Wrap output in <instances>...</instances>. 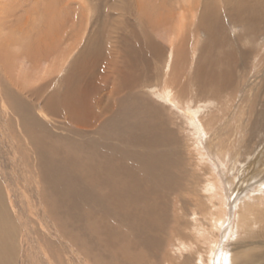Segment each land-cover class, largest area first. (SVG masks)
<instances>
[{"label":"rangeland","instance_id":"obj_1","mask_svg":"<svg viewBox=\"0 0 264 264\" xmlns=\"http://www.w3.org/2000/svg\"><path fill=\"white\" fill-rule=\"evenodd\" d=\"M142 1L145 6L144 12L147 11L149 21L155 23L149 24L146 15L145 18H141L144 22H139L138 17L140 18V16L135 10V0H75L73 4L69 5H67V0H0V47L2 51L0 52V63L5 68L2 71L0 67V87L13 88L15 91L17 83L20 87L25 88L24 102L31 103L35 98H30L28 95L25 97V94L31 90H37L41 83L54 81V85H58L63 90L66 85L65 77L73 68L72 65L77 62L78 92L82 94L85 87H95L94 92L90 93L89 102L85 100L84 103V98L80 100L82 104L93 105L109 94L111 84L117 85L115 77L110 75L105 82L107 73L110 74L115 68H111L109 65L113 37L125 31L131 35L130 37H133L131 33L139 35L141 31L147 30L151 44L160 53L156 57L149 56L151 60L149 72L152 73L149 75V72L144 73L148 76L143 74L145 76L143 79L146 81L143 86H161L165 64L172 59L168 62L170 67L171 64L173 66L169 70L171 72L168 71V80L172 81L174 96L172 100L177 104V109L180 112L184 111L180 104L184 101H189L191 106L201 103L208 104L205 102L211 100L218 102L214 103L216 106L213 105L215 109L213 106L205 108V112L202 114L204 117H201L204 128H207V135L205 137V134H202L201 137L204 139L200 140L205 153H210L208 158H205V162L198 160L197 152L193 150L194 145L187 125L184 124L180 114L170 105L164 104L160 99L158 102V99L148 96L147 100H149L148 105L150 106H146L149 109L145 111V116L139 111L134 112L133 104L129 106L127 102H123L124 107L133 112L132 118L127 122L141 119L152 126L154 125L155 128L156 123L160 124L162 127L158 126V130L161 128V132L169 140L172 149V153L169 155L172 163L170 165L171 181L169 184L159 187L163 197H159L160 207L156 208L154 214L158 219L160 229L149 233L153 236L152 244L149 247L138 245V248L132 250V253H138V256L127 258L126 262L128 264H264V224L261 221L256 222V220L250 219L255 227H249L250 224L244 221L245 228L239 229L236 223V210L231 209L227 214V220L220 226V230L215 231L214 227L210 225L214 223L213 219L216 214L213 215L215 212L207 202L210 198L207 199L206 195L209 196V194L204 193L207 181L213 179L211 171L215 172L216 170L214 175H219L217 178L221 182L223 192L227 189L225 190L226 194L224 193L227 206L234 204L237 198L247 194L246 197L249 199L252 197L251 201L255 200L253 197H257L256 201L258 198L259 201H264L263 194L257 192V189L264 184V0H185V3L182 0H180L181 2L179 0ZM180 9L189 12L186 14L182 29L179 28L177 21ZM204 12H206V16L202 20V25L200 18L202 14L205 15ZM74 13L75 16H73ZM248 16L257 18V21L248 23L249 28L247 27ZM72 17L74 22L71 26ZM237 17L241 18V22H234L237 21L235 20ZM138 23L141 24V27ZM119 24L121 25L119 26ZM234 27L236 28L234 29ZM172 29L178 39H174L175 43L171 49L165 34L172 33ZM75 32L79 33L78 44L73 54L71 53L66 60L64 55L68 52L72 41L75 40ZM131 40V43L135 42L134 39ZM55 41L53 47L52 43ZM19 59H22L30 69L28 74L16 72ZM40 60L48 66H51L53 61L59 62L62 72L58 73L60 75H55L58 71L56 68L52 73L53 76L46 78L42 76L39 79L34 73H37V65L41 63ZM95 62L96 66L92 67L91 65ZM93 68L96 69V72ZM103 78L104 81L101 80ZM199 78L206 81L207 86L205 87L208 93L211 90L212 93L208 94L207 91H204L202 94L197 89L200 84ZM8 79L12 80L15 86L13 84L11 86ZM34 81L36 83H33ZM218 89H222V91H218ZM49 92H51V87L44 89L43 96L40 95L39 100L46 99ZM213 93L218 95L217 100L211 99ZM192 94L193 96H191ZM176 99H182L183 102H179V100L177 102ZM4 102L0 101V162H3L1 167L5 168V173L8 176L11 174L14 176L18 190L14 201L18 205L11 207V197L9 196V199L6 196L3 182H0V197L9 212L12 211L9 218L16 219V222L18 221L22 225L25 222L18 220V215L20 217L25 213V206L30 203L32 196L28 185L22 181L24 178L21 175L18 176L16 167L23 165V169L30 170L33 163L28 158V154L26 155L28 153L26 147L15 128L16 118L12 113L11 115L6 113L9 104ZM35 104L33 105L34 116L39 114L40 106H42L38 101ZM122 109L125 111L124 108ZM151 109L154 110L153 113H151ZM208 109H210L209 113H207ZM212 109L214 110L211 111ZM216 109L217 111H215ZM43 111H45L44 107ZM99 111L100 109L96 108L92 112L93 116L81 115V117L83 116L81 121L67 120L62 116H57L56 113L47 114L48 120L43 122L48 132L37 136V138L38 141L44 142L47 158L51 156L49 159L51 161L50 170L54 171L55 166L60 165L63 172L75 176V169L84 168L92 163L88 157L91 150L95 151L101 147L105 148L106 152L109 149L108 153H112L111 148L107 147L109 145H116V149L122 150L123 146L118 144L115 137H112L113 130L107 124L106 117L98 116L100 115ZM121 121L118 118L119 126ZM250 127L255 129L254 136L251 135ZM154 130L156 129L152 131ZM255 137L256 139H254ZM11 144L13 149H16L21 164L20 160L18 162L11 160ZM120 153L121 151L118 154ZM222 153L224 162L220 160ZM127 161L129 165H132L128 159L122 162L125 164ZM2 176L0 174V181L3 180ZM165 187H170V190L164 192ZM60 193L61 191L52 186L48 195L54 204L57 200L59 206L64 203L62 209L67 212L69 209L71 210V200L58 199ZM143 195L147 200H151V196L148 197L147 192ZM83 205V209H87L86 204ZM76 206H80V204H76ZM30 208L32 215L31 218H27V225L32 231L33 246L26 251L24 259L18 260L16 264H50V262L52 264H96L93 258L99 260L98 258L101 257L99 253L101 246L92 245L89 247L90 250L87 248L88 252L86 253L82 247L79 245L76 247V244H73L74 242L67 239L66 236L59 238V240L61 239L60 243L57 240L58 236L56 239V236L51 237L47 233L46 227L51 228L55 223H52L46 210L43 213ZM261 210L260 212L264 213V210ZM207 218L212 219L213 222L212 220L208 221ZM46 220H48L47 223ZM71 221L66 227L68 232L71 230ZM55 227L59 231L61 230L60 227V229L56 225ZM49 231L52 230L49 229ZM223 233L227 235L224 236ZM214 234L217 239L213 236ZM207 236H211L215 243H211ZM78 238H81L83 243L86 242L84 238L79 236ZM48 243L54 244V248ZM208 244L210 248L209 246L207 248ZM84 246H87V243ZM93 247L95 249H91ZM241 252L240 260L233 262V257ZM30 261L32 262L29 263ZM103 263L115 264L107 256L104 257Z\"/></svg>","mask_w":264,"mask_h":264},{"label":"bare ground","instance_id":"obj_2","mask_svg":"<svg viewBox=\"0 0 264 264\" xmlns=\"http://www.w3.org/2000/svg\"><path fill=\"white\" fill-rule=\"evenodd\" d=\"M74 1L75 0H67L68 2L67 5L73 4ZM182 1H184L185 3V0ZM180 2L178 3L180 4ZM135 3H136L135 5L136 13L137 14L139 13L140 16V18L138 17V19H140L139 22L143 23L144 21L142 22L141 18L142 17L145 18V15L146 17H148L146 13L147 11L144 12L145 6L142 0H135ZM89 12H91V10H89ZM187 13L189 12L180 9L179 13L177 14V21L179 24V28H181L183 22H185ZM204 13L205 15L202 14L200 18L201 24H202V20L205 19L204 17L206 16V12ZM73 16H75V13ZM229 18L231 19V16H229ZM147 19L149 21V17ZM200 20L198 21L200 22ZM235 20H237L234 21L236 23L241 22L240 17L235 18ZM254 20L257 21V18L248 16V21H247L248 28H249L248 23L254 22ZM73 22L74 20L72 17L71 26ZM153 22L154 21L152 22L149 21V24ZM145 23L147 24V22ZM121 24H119V26ZM139 26L141 27V24ZM203 27L206 28L207 26L206 27L203 26ZM208 27L210 26L208 25ZM235 28L236 27H234V29ZM173 31L174 30L172 29L171 31L172 33L165 34L166 41L168 45H170L171 49L175 43L174 39L177 38L175 36V33H173ZM125 32H122L116 35L115 37H113L114 41L112 42L113 43L112 50H110L111 59L109 60L110 61L109 65L111 68L113 67L115 68L114 71H112L113 73L111 72L112 74L107 73V75L105 76V82L108 80L109 75L115 77V80H117V85L111 84V90L109 91V94H107L106 97L100 100L99 102H95L93 105H91L90 103L87 105L82 104V101L80 100L84 98L83 99L84 103L85 100L86 102L87 101L89 102L90 93L94 92L95 87L94 88L85 87V90L83 91L84 93L82 92V94L78 92L77 76H76V70L78 66L77 62H75L72 65L73 68L69 70V74L65 77L66 85L63 90L60 89L58 85H54L55 84L54 81L41 83L39 87L37 86L38 87L37 90H33V91L31 90V92L25 94L26 95L25 97L29 96L30 98L32 97L35 98V100H33L31 103L24 102L23 93L25 91V88L20 87L17 83L15 86L12 80L8 79L11 83V86L12 84L15 86L16 88L15 91L13 90V88L10 89L7 87H3V88L0 87V101L1 102L6 101V103L9 104V106L6 109V113L8 115H11L12 113V115H14V117L16 118V124L14 123L16 126L15 128L22 138V143L24 144V147H26L25 149L28 152V153L25 152L26 155L28 154L27 155L28 158H30L31 163H33V166L30 167V170L23 169L24 168L23 165L21 166L17 165L16 167L17 174H19L18 176L20 177L21 175L24 178L22 179V181L26 183V185H28L32 196L30 203L26 204L25 206L26 207L25 213L23 215L21 214L20 217L18 215V220H22L25 223L21 225L20 223H18V221L16 222V219L13 220L12 218L11 219L9 218L10 212L12 213V211L9 212L7 206H5L6 204L3 202V200L0 197V264H16L18 260L22 261V259H24L25 257L26 251H28V249H30L33 246L31 240L32 231H30V228L27 225L28 224L27 218L28 217L31 218L32 215L30 207L36 210V212H39L40 210L44 213V211L46 210L47 215L51 219L52 223L53 222L55 223L54 226H51V228L46 227L47 233L51 237L56 236L57 239L58 236L57 240H59V238L61 237L63 238L64 236H66L67 239L69 238L74 243L69 240L70 242L76 244V247L79 246L82 247L86 253L88 252L87 248L90 250L89 247L92 245L96 246L97 244L98 246H101V249L99 250L101 257L98 258L99 260L93 258V260L95 261L94 263L96 264H105L103 263V260L104 257L106 256L107 258L110 259L111 262L113 263L115 262V264H128L126 262L127 258H134L135 256H138V253H135L137 255L132 253L133 249L138 248L139 246L149 247L152 244L151 241L153 240L152 239L153 236L150 235L149 233L160 229L158 225V219L154 215L155 210H157L156 208L160 207L159 197L161 198L163 197L162 195L163 193L161 194L162 190H160L161 188L159 189V187L165 184H169L172 177L170 171L171 170L170 165H172V163L170 162V158H169V155L172 153V149L170 147L169 140L161 132V128L158 130V126L162 127L160 124L156 123L155 124L156 128H155L154 125L152 126L149 123H147L145 120H141V119L135 122H127L128 120H130V118H132L131 117V114H133L132 110L134 112L139 111L145 115V111L149 109L147 107L150 106L148 105L149 104V100H147V98H149L148 96H151L156 100L160 99L161 101L164 102V104L166 103L170 105L171 108H173L180 114L179 116L183 119L184 124L187 125V128L191 133L192 142L194 145V146L192 145L193 150L197 152L198 160L200 161L203 160L205 162V158H208V156L210 155V153L207 154L205 153L200 140L201 138L204 139L203 137H201L202 134H205V137L207 135L206 132L207 128L205 127L206 128L205 130L202 122V118L204 117V116L202 117V114L205 112V108L207 107L210 108L211 106L217 104L216 102L218 101L215 102L211 100L205 102V103L208 102V104L198 103L199 105L191 106V103L189 101L183 102L181 101L182 99H176L177 102L178 100L179 102H183L180 104L184 108V111L181 110L180 112L177 109L178 107L177 104H175L172 100V97H174L172 94L173 91L172 81L168 80V75H169L168 71L170 70V68L173 67L172 64L170 67L168 62H170L172 59L168 60L166 62L167 64H165L164 67L165 77L163 76L162 78V84L160 83L161 86L159 85L158 87L157 85L156 87H151V86L149 87V85H147L144 87L143 84L146 81L143 78H145V76H148L149 74L152 73L149 72L151 68L150 57L153 56L156 57L157 55H159L160 52L157 49H155L153 44H151L150 41L151 39L149 38V34L147 30L141 31V33L138 32L139 35L138 34L135 35L133 32L131 33L133 34V37H130L131 35ZM78 34H76L75 32L74 34L75 40L72 41L68 52L65 53L64 55L66 60L67 57L71 55V53L73 54V51L77 47L78 38H79ZM131 39L135 40V42H132L135 44L131 43L132 41ZM56 41L52 43L53 47L55 46ZM0 52H2L1 47H0ZM18 64L19 66L16 67L17 68L16 72L28 74L27 72L30 69L28 68V66H26V64L22 59H19ZM40 64L37 65L38 66L37 73H34L39 77V79H41L42 76L45 78L48 76H53L52 73L54 70H56V68L58 69V71L55 75L62 72V70H60L62 66L57 61H53L51 66L45 65L44 61H41ZM96 64L97 63L95 62L91 66L92 67L96 66ZM0 67L2 68V71L5 69L2 63H0ZM94 72H96V69L94 70ZM144 73H148V75H145ZM143 74L145 76H143ZM101 80L104 81V78ZM199 80H200V84L196 86L197 89L200 90L201 93L203 94L204 91H207L205 87L207 86L206 81L204 79L202 80L201 78H199ZM35 81L33 83H36ZM193 83L194 81L192 82V84ZM48 87L49 88L51 87V92H49V94L45 97L46 99H42V101H40L39 100L40 95H42L43 90L48 89ZM211 91L210 93H212ZM218 91H222V89H218ZM191 96H193V94ZM211 97H212L211 99L217 100L218 95L216 96L213 93ZM160 100L158 102H160ZM36 101L41 102L42 106H40L41 110L39 109V114L34 116L33 105L35 104ZM123 102H127V105L129 106H132L133 104L135 107L129 111L127 107H124ZM43 107L45 108V111H43ZM96 108L100 109L99 111L100 115L98 116L99 117L105 116L106 117L105 120H108L107 124H109L113 130L112 137H115L116 138L115 140L118 142V144L123 146L122 150L116 149L117 147L116 145L107 146L108 148H111L112 153H108L109 149L106 152V149L101 147H99V149H96L95 151L91 150L88 153L89 154L88 157L92 163L88 164L84 168L75 169L74 172L75 176H71L63 172L61 168L62 166L60 165L55 166L57 170L56 169L54 171L50 170L49 166L51 165V161L49 159L51 158V156L47 158L46 152L44 151V148L46 146H44V142H42V140L38 141L37 138V136L39 135L42 136V134H46L48 132L46 125L43 122L45 120H48L47 114L56 113L57 116H62L67 120L69 119L71 121H81V118L83 117V116L81 117V115L88 114L93 116L94 114H92V112L95 111ZM122 108H124L125 111ZM213 108L215 109L214 106ZM214 109H212L211 111H213ZM209 111L210 109H208L207 113H209ZM215 111H217V109ZM153 112L154 110L151 109V113ZM118 118L119 120H122L120 126L118 125ZM153 129L156 130L152 131ZM254 130H255L254 127H250V132L252 133L251 135L255 133ZM208 132H209V128H208ZM259 136L256 137L258 138ZM256 137L254 139H256ZM12 146L13 145L11 144V150H12L11 160L18 162V160L20 159H18L16 149H13ZM120 151L121 153L118 154ZM222 154L220 156L221 158L220 157L219 158L220 160H222V162H224L223 161L224 154L223 155ZM259 155L263 156L262 154ZM127 159L130 160L132 165H129L128 161L125 164L122 162L123 160H127ZM19 163L20 164L22 163L21 160ZM2 164L3 162L2 163L0 162V174L1 176L3 175L2 176L3 180L0 182H3L5 185L4 192L6 196H8L9 199L11 197V207L13 208L14 206L16 207V205H18L14 201L18 190L15 185L16 183L14 176L12 174L10 175V173H9L10 176H8L4 171L5 168L1 167ZM215 172L211 171V176L213 179L207 181V185L204 191V193L209 194V196L205 194L206 197H208L207 199L210 198L209 201H207V199L206 201L209 202L211 208L213 209L212 211L215 212V213L212 212L213 215L216 214L213 219L214 223L212 225H210L211 223L208 224L210 226H213L215 231L218 232L220 230V226L227 220V214L230 212L231 209L236 210V213L235 212L234 213L237 215L236 223L239 229L245 228L244 221L250 224V226L248 225L249 227L251 226L255 227L254 224L250 221V219H254L256 220V222L261 221V223L264 224V213L260 212L262 211L261 209L264 210V201L263 200H262L263 202L259 201L260 200L259 198H258L259 200L257 199L256 201L257 197H253L255 198V200L251 201L252 197H250L249 199V197H246L248 196L247 194L244 197L241 196V198L239 199L237 198L234 204H229L230 206L229 205L227 206L226 204L227 199L226 196L224 195V193L226 194L225 190L227 189H225L223 192V189L221 187L222 186L221 182L217 178L219 177V175L215 174L216 175L215 176L214 175ZM52 186L55 189L61 191L60 195L57 197L58 199L67 198L71 200L70 202L71 210L69 209L67 212L63 210L62 206L64 203H62L61 206H59L58 200L54 204L53 200L48 195V193H50V191L52 190ZM169 188L170 187L168 188L165 187L164 192L169 191L170 190ZM257 190H258L257 192L263 194V198H264V184L261 186V188ZM138 192L140 193V195ZM146 192L148 194V197L151 196V200H147L144 197L143 194H145ZM250 194L251 196H253L252 192H250ZM76 204H80V206H76ZM83 204H86L87 209H83L84 206ZM209 218H207L208 221L212 220V219L209 220ZM70 220H72L71 221L72 225L70 226L71 227L70 232H68L66 227L69 226ZM47 221L48 220H46L45 222L47 223ZM55 225L58 226V228L60 227L61 230L59 231L57 227H55ZM49 229H51L52 231L50 232ZM215 231L214 233H216ZM222 235L226 236L227 234L223 233ZM78 236L84 238L86 242L83 243L84 241L82 242L81 238H78ZM213 236L215 237V234ZM208 238L210 239L211 243L213 244L215 243L214 242L215 240L212 239L211 236ZM215 238L217 239V237ZM92 239L95 241H93ZM59 242L61 243V239L59 240ZM52 243L50 244L48 243V244L52 248H54V244ZM86 243L87 246H84ZM208 246L210 248L209 244L207 245V248ZM51 247H49V249H51ZM91 249H95V247ZM241 255L242 252L240 254H236L232 259L233 262L239 261L240 257H242ZM223 258L225 260V257ZM31 262L32 261H30L29 263ZM50 264H52V262H50Z\"/></svg>","mask_w":264,"mask_h":264}]
</instances>
